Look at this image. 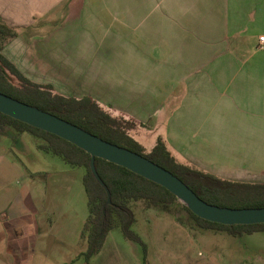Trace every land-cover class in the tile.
I'll list each match as a JSON object with an SVG mask.
<instances>
[{"label":"crops","instance_id":"crops-1","mask_svg":"<svg viewBox=\"0 0 264 264\" xmlns=\"http://www.w3.org/2000/svg\"><path fill=\"white\" fill-rule=\"evenodd\" d=\"M65 2L0 0V20L18 38ZM82 2V13L57 35V42L69 34L95 36L72 49L76 88L113 115L148 126L177 162L222 180L264 184V0ZM4 146L0 264H50L67 249L76 257L81 250L53 235V217L34 203L31 177L24 175L20 190L11 188L17 160Z\"/></svg>","mask_w":264,"mask_h":264},{"label":"rangeland","instance_id":"rangeland-1","mask_svg":"<svg viewBox=\"0 0 264 264\" xmlns=\"http://www.w3.org/2000/svg\"><path fill=\"white\" fill-rule=\"evenodd\" d=\"M82 1L72 3L67 0L64 4L49 7L44 15L35 19L31 30H19V37L7 40L2 50L3 55L31 81L49 84L53 93L75 98L89 93L79 86L76 88L77 81L75 83L76 79L72 78L75 76L71 77L75 73L78 79L80 75V69L72 65V49L79 43L94 42L95 36L69 34L57 42V35L59 30L64 33L82 13ZM87 25L86 20L80 21L81 27ZM57 45L64 46V51L58 50ZM59 63L62 68L57 69ZM90 98L94 99L93 96ZM94 101L111 116L130 122L129 125L133 126L130 134L141 141L146 151L155 145L158 134L149 131L148 126L140 128L134 119L113 115L103 102ZM139 134H144L143 141ZM0 143H6V153H13L17 160L16 171L10 175L11 188L15 191L23 188L25 174L30 177L31 174H41L31 177L34 203L42 205L53 217L58 229L53 235L76 250H85L86 244L80 238L88 216L87 197L82 185L84 169L71 167L58 156L39 150L40 140L28 133L20 134L16 140L0 136ZM25 182L27 184V179ZM129 206L135 216L131 229L146 244L148 264H264V232L232 236L223 231L201 229L191 220L180 200L167 207H150L140 201ZM75 254V250L67 249L50 264H84L79 254L76 257ZM74 257L75 260L69 262ZM142 257V247L124 238L120 229L115 228L89 264H142Z\"/></svg>","mask_w":264,"mask_h":264},{"label":"trees","instance_id":"trees-1","mask_svg":"<svg viewBox=\"0 0 264 264\" xmlns=\"http://www.w3.org/2000/svg\"><path fill=\"white\" fill-rule=\"evenodd\" d=\"M15 37L17 32L0 20V93L53 114L102 140L149 159L176 176L208 204L226 208L264 207V184L222 180L181 164L175 160L160 138L146 151L130 134L133 129L130 122L111 116L92 98L56 94L53 93L51 85L31 81L2 53L6 41ZM23 133L40 140L39 150L58 156L71 167L84 169L82 185L87 197L88 216L80 232L86 248L79 253L84 264H89L91 257L101 251L108 234L115 228L120 229L124 238L142 247V264H148L146 244L131 229L135 216L129 205L140 201L150 207H167L177 200L176 197L165 188L123 167L95 158L96 171L110 193V204H107L105 189L98 184L90 171L91 156L88 153L53 134L0 113V136L16 140ZM31 175L35 178L41 174ZM185 209L191 220L201 229L223 231L232 236L264 232V224L226 226L200 219L186 206Z\"/></svg>","mask_w":264,"mask_h":264},{"label":"water","instance_id":"water-1","mask_svg":"<svg viewBox=\"0 0 264 264\" xmlns=\"http://www.w3.org/2000/svg\"><path fill=\"white\" fill-rule=\"evenodd\" d=\"M0 113L33 128L53 134L88 153L91 156L90 171L98 184L105 189L107 204H110V193L96 171L95 158L123 167L165 188L200 219L226 226L264 224V207L226 208L208 204L176 176L149 159L102 140L53 114L2 93H0Z\"/></svg>","mask_w":264,"mask_h":264},{"label":"built area","instance_id":"built-area-1","mask_svg":"<svg viewBox=\"0 0 264 264\" xmlns=\"http://www.w3.org/2000/svg\"><path fill=\"white\" fill-rule=\"evenodd\" d=\"M259 42H260L261 47H264V37L263 36L259 37Z\"/></svg>","mask_w":264,"mask_h":264}]
</instances>
